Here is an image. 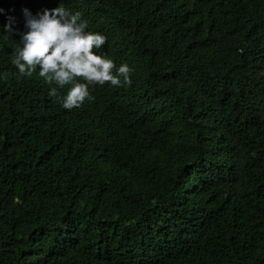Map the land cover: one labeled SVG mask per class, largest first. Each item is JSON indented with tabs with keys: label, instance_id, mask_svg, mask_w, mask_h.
Returning a JSON list of instances; mask_svg holds the SVG:
<instances>
[{
	"label": "trees",
	"instance_id": "trees-1",
	"mask_svg": "<svg viewBox=\"0 0 264 264\" xmlns=\"http://www.w3.org/2000/svg\"><path fill=\"white\" fill-rule=\"evenodd\" d=\"M58 6L130 82L66 109L18 75L22 9ZM0 9V264H264V0Z\"/></svg>",
	"mask_w": 264,
	"mask_h": 264
},
{
	"label": "clouds",
	"instance_id": "clouds-1",
	"mask_svg": "<svg viewBox=\"0 0 264 264\" xmlns=\"http://www.w3.org/2000/svg\"><path fill=\"white\" fill-rule=\"evenodd\" d=\"M22 12L26 30L20 33L21 47L13 60L18 75L31 76L38 69V75L50 84L55 82L61 88L71 85L62 100L64 108L79 107L90 98L89 85L130 82L133 69L129 65L115 67L112 59L93 51L101 49L107 37L86 31L87 21L79 11L73 13L58 6L36 14L27 8ZM14 23L10 17L5 30L13 32ZM56 94L57 88H51L49 95Z\"/></svg>",
	"mask_w": 264,
	"mask_h": 264
}]
</instances>
